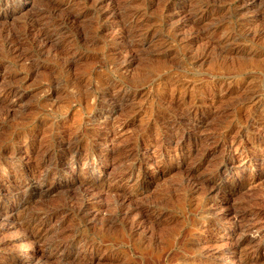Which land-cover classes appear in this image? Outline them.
<instances>
[{"label":"rangeland","instance_id":"rangeland-1","mask_svg":"<svg viewBox=\"0 0 264 264\" xmlns=\"http://www.w3.org/2000/svg\"><path fill=\"white\" fill-rule=\"evenodd\" d=\"M116 1L135 12L128 19L139 30L129 40L120 34L122 19L111 18L112 0L100 5L109 12L100 23L96 0H86L72 6L87 12L78 24L103 29L81 35L62 25L65 37L43 49L51 56L38 47L29 57L8 56L0 47L3 84L20 86L16 101L0 103V144L9 146L0 153L7 187L0 189L25 205L16 213L12 201L0 200L7 212L0 264H143L163 255L171 260L163 264H264V15L252 0L208 7L205 0ZM64 2L0 0V27L20 25L49 3L65 14ZM75 137L73 160L49 164L47 177L34 171L45 150L46 160L62 157L57 140ZM126 145L135 151L131 167L119 161ZM11 148L14 166H26L16 179L4 164ZM80 173L102 183L87 191L86 221L67 208L58 220H36L34 227L50 230L37 243L22 237L23 225H7L80 193ZM22 185L32 189L22 195ZM142 199L157 208L138 219L134 205ZM115 203L125 218L122 241L119 227L105 225ZM49 241L69 258L48 257Z\"/></svg>","mask_w":264,"mask_h":264},{"label":"bare ground","instance_id":"bare-ground-1","mask_svg":"<svg viewBox=\"0 0 264 264\" xmlns=\"http://www.w3.org/2000/svg\"><path fill=\"white\" fill-rule=\"evenodd\" d=\"M76 1H78V2L82 1L81 2L82 4H86L85 3L86 0H65V2L62 4L64 6V9L65 10L68 9V11L65 14L58 15L57 10H59L60 7L56 6L53 3L52 4L49 3L48 5L46 4L44 7H41L39 9L37 8L36 10L31 11L28 15H26V17H24V19L22 20L20 25L17 24L14 26V24H11L12 25L11 27H9V26L6 28L0 27V47L3 49V51L8 56H10V55H15V56L23 55V56L29 57L30 50L32 48H35V47H38L39 50L41 51V52L37 51L38 55L46 54L47 56H51L50 53H48V52L46 53L45 51H43V49L45 47H48V49H50V48L52 49L53 46L57 43V41H55V39L60 40V39H63L65 37L66 32L62 31V28H61L62 25H66L67 28L69 25L76 26V33L79 34V32H80L81 35L86 34V31H88L92 27H94L95 30L103 29L100 26L101 24L96 25V26H94V24H89L88 25L89 28L87 30L84 29V26H80L78 24L80 19H84V17L87 16V12L79 11L75 7H73V8H75V10H73L72 6L77 5V3H78ZM104 1L105 0H96L95 4L93 5V7L96 10L95 17H96V20L98 21V23H100L101 20L103 21V19H107L108 14H109V12H107L106 10H102L100 8V5ZM112 1H113V7L111 8V10H114L115 14L112 15V13H111V15L114 16L111 18H112V20L113 19L114 20L115 19L120 20V18L122 19L121 21L117 20L123 26L122 32L120 34H122V38L124 40H129L139 30L138 26L134 22L130 21V19H132L133 16L135 15V12H132L130 7L125 3H121L120 1H116V0H112ZM229 1L232 2L233 0H229ZM252 1L255 3V4L253 3L254 4L253 8L256 9V12H259L260 15H262V14L264 15V0H252ZM220 2H221L220 0H205V2H203V4L201 6H205V5L207 6L210 4H218ZM20 5L21 4L18 3V6H20ZM125 17H127V19H124ZM128 18H130V19H128ZM104 28H106V27H104ZM242 39H244L243 36H242ZM236 40H238V39H236ZM3 79H4V77H1V75H0V99L2 98L0 100V103L4 104L5 101H3V100H5V99L10 100V102L16 101L15 96L20 91L19 90L20 86L19 85L18 86L13 85V84H7V85L3 84V81H2ZM97 103L98 102L95 101V103H93V104L97 105ZM21 146L25 147V149H27V148H29L30 145H28L27 143L24 142V143H22ZM8 147L9 146H7L6 144H0V153L3 151L6 152ZM56 147L61 149L62 157L60 159H59V157L58 158L53 157L54 161L52 163H50L53 158L51 157L52 159L48 158L46 160V157L48 156V154H50L49 151H47V150H45L43 152L44 155L39 156L36 159V166L34 167V171L36 173H39V174L41 173L40 176L44 175V177H47V175L49 173H47L46 166L48 169L49 164H52L53 167L54 166L58 167L59 164H62V163L64 164V163L68 162L69 160H73L75 158V155L79 149L78 145H77V137L69 139V140L64 139V138H60L59 140H57ZM12 148L10 149L9 154H7L5 157V160H6L5 163L3 161L2 162L4 164H9V165L13 166V168H14L13 177L16 179V178L22 177L24 175L25 170H26V166H24V167L14 166V162H13L14 151H11ZM125 148H127V150L123 151ZM121 151H122V154H121V156H119L120 157L119 158L120 164L131 167L133 165V163H132L133 156L132 155L135 153V151L132 148H128V145L123 146ZM131 156H132V158H131ZM88 159H89V157H88ZM83 160L87 161V157ZM210 173L215 178L220 175L218 171H214V170L213 171L211 170ZM53 176H54V174H53ZM199 181L202 185H204L206 187V189L210 190V187L212 185H211L209 180L202 178ZM75 182H78L79 187H81L80 193H78V194H67L66 197L63 199L62 202H60L59 205H57L55 207L54 206L53 207H48V206L42 207L35 214L33 213L32 215L30 214L28 216H25L28 218L25 221H23V218H22V220H20L18 222L7 219V221H9L7 225H9V226H13L14 224L23 225L25 227L24 230L26 232L24 233V236H22V237L27 238L28 240L32 239L34 242L37 243L40 241H46L48 238L47 235L50 232V230H48L47 228H44V227H36V226L34 227L32 225V223L36 220H38L42 223H46V222H49L51 220H58V219H60V215H62V213H63V209L67 208L68 211L72 212L73 215L78 216L81 219V221H86V219L88 217L87 216L88 208H87V205H86L84 199L86 197V194H89L87 191H90V190L94 191L97 188H102V185H101L102 183L100 184L97 181L88 182L85 180L83 175H81V173L79 174V177H77V180ZM10 183L11 182H8V185ZM5 185H6V183H3V184L1 183L0 188H7V187H5ZM15 187L19 188V186H15ZM22 187L24 188L21 191L22 195H26L27 190L32 189L31 185H22ZM214 188H215V186H214ZM215 190H216V188H215ZM119 196H122V195H119ZM123 197L125 198V195ZM123 197H121V198H123ZM131 198L133 199V196L130 197V199ZM6 199H9L10 201H12L15 204V210L14 211H16V213H19L25 207V205L22 203V200H19L15 196H12V195L7 194V193L3 194L2 190L0 189V200H2L3 202L9 201ZM114 208H116L114 211V214L109 215L107 218H105V225L111 227V230H119V229L122 230L120 232V236L118 234H115L116 237L122 241L121 236H122L123 232L126 230L123 227L122 221H124L125 218H124V220H122L123 218H120L119 212L121 210H120V206L117 203H115ZM156 208H157L156 204L151 203V202H145V200L143 201V199H142L141 201H139V203L135 202L133 212H135V214L138 215V219H141L145 213H147L150 210H152L154 212V210L156 211ZM6 213L7 212L4 211L2 209V207L0 206V216L4 215V217H7ZM125 217L128 218L129 214H125ZM232 217L235 218V215H233ZM1 221H3V219H0V222ZM117 227H119V229H117ZM113 228H115V229H113ZM111 233H115V232H110V234ZM128 237H129V235H128ZM74 240L75 239L73 238L72 240L69 241V243L70 242L73 243ZM111 241H112L111 238L108 239V241H107V242H109L108 244L110 245L109 249L112 247ZM117 244H119V242ZM58 245H59V243L55 242V241H49L46 243L45 246L48 249H50L48 257H56V258L65 257L63 259L69 258V257H67V256H70V254L68 252L69 250H65L64 252H62L61 250L57 249ZM259 248H261V245H256V247H255L256 251ZM0 249H3V248H0ZM9 255L14 256V254L12 252H9ZM168 261H171V260H164V255H163V259H158V258L152 259L149 257V259H145L143 264H163V263H167Z\"/></svg>","mask_w":264,"mask_h":264}]
</instances>
